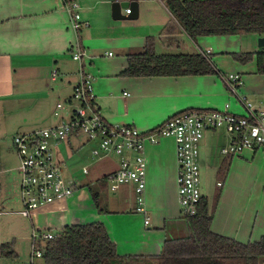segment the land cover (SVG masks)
<instances>
[{
    "label": "crops",
    "instance_id": "0c3cea01",
    "mask_svg": "<svg viewBox=\"0 0 264 264\" xmlns=\"http://www.w3.org/2000/svg\"><path fill=\"white\" fill-rule=\"evenodd\" d=\"M71 1L79 6L81 25L77 30L71 25L72 14L65 0H0V113L5 117L11 119V114L32 108L41 115L47 111L49 114L53 109V101H49L53 92L58 99L68 101L73 90L69 92L67 86L74 89L81 77L71 69V64L77 61L73 58L77 48L85 51L82 61L88 65L86 70L93 78L98 110L112 125H131L147 132L179 112L221 110L226 104H230L231 111L244 114L223 79V75L228 74L240 75L239 91L254 104L264 105V75L258 73L256 56L248 63L238 62L233 57L235 53L262 50L258 45L259 36L253 33L214 35L198 36L194 40L183 30L166 34L164 27L175 19L165 0H136L139 4L136 20L112 18V3L133 0ZM148 39L154 40L158 54L209 51L208 57L217 73L123 75L128 67V54L143 51ZM97 50H104L105 54H97ZM54 72L56 77H53ZM59 103L62 100H58L56 106ZM67 111L57 108L52 112L53 118L45 117L43 123L51 121L49 126L59 125L67 118ZM36 129L41 128L26 132ZM212 135L214 133L204 136L200 154L203 149L206 153L207 146L212 145ZM76 136L70 137L68 142ZM145 155L146 213L137 212L136 194L134 204L116 197L106 198L107 212L101 213L90 193L81 189L70 198L40 207L27 217L23 214L21 181L16 179L14 168L8 166L0 152V264L30 262L37 242L34 235L46 232L55 235L65 226L103 223L120 256L158 255L168 238L188 234L189 228L178 203L174 139L164 137L156 144H148ZM210 161L212 167L217 166L211 157ZM112 167L103 175L118 169L117 158ZM222 167V179L217 182V185L222 182L218 185V197L214 196V190H210V199L203 195L213 214L211 230L243 244L260 241L264 237V152L246 149L239 155L225 157ZM147 217L148 224L145 223ZM4 246L13 252L10 256L3 254Z\"/></svg>",
    "mask_w": 264,
    "mask_h": 264
},
{
    "label": "built area",
    "instance_id": "2783aa9c",
    "mask_svg": "<svg viewBox=\"0 0 264 264\" xmlns=\"http://www.w3.org/2000/svg\"><path fill=\"white\" fill-rule=\"evenodd\" d=\"M78 7L74 1L67 5V10L72 14L71 25L76 30L81 25ZM130 12L127 9L125 14ZM203 54L208 56L209 51ZM84 56V50L77 48L74 51L75 60L81 61ZM53 77H56V72ZM223 79L229 93L235 96L244 109V114L231 111L230 104L221 110L189 109L173 115L155 129L142 132L134 126L112 125L104 119L95 103L92 75L82 65L80 82L75 85L71 98L66 104L57 105L58 109H68L67 118H63L59 125L24 132L12 138L22 175L23 214L30 217L40 207L75 194L80 187L79 182L64 176L66 164L57 158V148L73 135L83 133L90 140H99L100 149L92 152L94 160L111 156L118 159V169L106 175L107 182L114 192L122 185L132 184L136 194V210L140 213L147 211L145 148L148 144L160 142L164 137L173 138L178 165V203L184 218L196 215L197 206L203 197L200 148L206 132L222 129L230 135L229 145L221 150L226 156L239 155L246 149L264 152V105L254 104L239 91L242 83L240 75H223ZM83 173H89L87 167L83 168ZM145 223H149V217ZM54 236L46 232L34 235V239L37 242L45 241ZM42 256V250L35 244L31 260L26 264H33L35 258Z\"/></svg>",
    "mask_w": 264,
    "mask_h": 264
},
{
    "label": "trees",
    "instance_id": "16d2710c",
    "mask_svg": "<svg viewBox=\"0 0 264 264\" xmlns=\"http://www.w3.org/2000/svg\"><path fill=\"white\" fill-rule=\"evenodd\" d=\"M65 1L67 4L72 2ZM165 3L175 19L164 27L166 34L183 30L194 40L198 36L248 33L264 37V0H165ZM254 56L258 73L264 75V50L233 54L241 63H248ZM215 73L217 69L213 61L203 53L158 54L154 50V40L148 39L143 51L128 54V67L122 74L153 77ZM106 182V176L98 180L102 185ZM90 190L98 210L106 213L102 191ZM185 220L188 235L168 238L160 254L153 256H120L116 243L101 222L65 226L52 239L38 241L36 246L42 250L45 264H121L129 261L145 264H261L264 260V237L243 244L211 230L213 214L206 197H202L198 204L196 215L185 217ZM12 253L3 247L4 255Z\"/></svg>",
    "mask_w": 264,
    "mask_h": 264
},
{
    "label": "rangeland",
    "instance_id": "374dc122",
    "mask_svg": "<svg viewBox=\"0 0 264 264\" xmlns=\"http://www.w3.org/2000/svg\"><path fill=\"white\" fill-rule=\"evenodd\" d=\"M256 35V34H254ZM114 51V48L112 49ZM102 52L104 55V50L96 51ZM82 61V60H81ZM81 61H75L71 64V69L76 70V75L80 76L81 68L84 64ZM87 62V61H86ZM89 66L91 65L88 63ZM85 66H88L85 63ZM87 72V70H86ZM80 82V81H79ZM78 82V83H79ZM67 90L70 92L71 86H67ZM73 93V91H72ZM52 96L49 98L51 107L53 109L48 114V111L43 115L37 113L34 108L22 111H17L18 113L11 114V119L5 117L3 113H0V152H2L3 157L5 158L8 166L14 168V175L16 179L22 181L21 171L17 169L19 165V158L17 153L15 152L13 145H12V138L17 134H22L31 128H44L49 126V124L43 123V118H53V110L57 109L56 102L58 100H62V103L66 104L63 101V98H57V93L53 92ZM72 95V94H71ZM52 113V114H51ZM55 118V116H54ZM9 119V120H8ZM50 127V126H49ZM210 133H214L212 135V145L207 146V150L201 151L200 154V166H201V186H202V194L207 195L209 199L210 190H214V196L218 194V185L217 182L221 181L222 177L221 174L223 173V159L227 157L225 154L222 153V148L228 146L230 143V135L226 133L225 130L219 129L217 131H209L205 133L209 135ZM75 139V137L71 138L70 142L65 141L57 148V158L60 161H64L66 167L64 168V176L69 179H77L79 183H86L89 185L79 187L76 189V192L85 189L87 190L91 197L92 193L90 188L94 189L95 191L100 190L102 191L101 197L103 202L106 203V198L116 197L121 199L123 202H128L130 204H134L135 199V190L132 184L122 185L116 192L110 189L109 183L106 182L105 185L100 183H96L97 179L104 176L105 172H109L112 170L113 164L116 163V157L111 156L105 159H98L97 161L93 159L92 152L94 149H100L99 140H90L85 134L79 133ZM204 137V139H205ZM210 157L215 160L216 167H212V162L210 161ZM87 167L89 170L88 174L83 173V168ZM219 167V169H218ZM222 183V182H221ZM128 188V189H127ZM106 206V205H104ZM188 234L184 233L180 235L181 237H185ZM37 261V262H36ZM264 262V260H263ZM261 262V264H263ZM35 264H45L43 257L36 258ZM121 264H145V263H138L135 261L123 262Z\"/></svg>",
    "mask_w": 264,
    "mask_h": 264
},
{
    "label": "water",
    "instance_id": "95a60500",
    "mask_svg": "<svg viewBox=\"0 0 264 264\" xmlns=\"http://www.w3.org/2000/svg\"><path fill=\"white\" fill-rule=\"evenodd\" d=\"M130 9L129 14L123 13L124 10ZM139 17V4L138 1H116L112 3V18L114 20H136ZM259 47L264 50V37L258 40Z\"/></svg>",
    "mask_w": 264,
    "mask_h": 264
}]
</instances>
